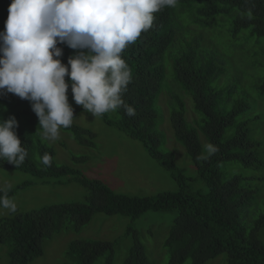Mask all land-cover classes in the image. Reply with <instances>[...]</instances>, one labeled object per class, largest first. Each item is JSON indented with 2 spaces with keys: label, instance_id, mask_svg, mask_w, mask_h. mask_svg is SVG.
<instances>
[{
  "label": "trees",
  "instance_id": "obj_1",
  "mask_svg": "<svg viewBox=\"0 0 264 264\" xmlns=\"http://www.w3.org/2000/svg\"><path fill=\"white\" fill-rule=\"evenodd\" d=\"M10 3L11 0H0V32L4 31ZM234 12L237 14L231 16ZM154 15L153 26L121 53L132 70L123 99L135 108L136 115L127 116L119 108L115 111L117 120L107 113L100 117L106 124L115 125L130 138L139 140L178 188L154 195H127L113 191L102 180L83 175L77 168L57 164L54 149L40 139L41 128L30 102L11 93L0 94L3 106L0 118L15 116L16 134L27 150L19 167L0 160V168L18 169L42 179L70 176L87 190L83 201L49 204L27 211L16 209L0 218V243L6 246L8 264L34 261L43 254L46 241L53 235L64 230L79 232L96 212L120 214L134 220L147 211L176 212L164 242L167 250L164 264H182L186 260L188 264H205L220 254H225L226 264H264V212L254 216L249 210L264 188V174L247 172L264 169V161L260 157V142L253 137L244 117L248 108L246 96L240 94L244 90L238 92L231 86L213 84L224 72L223 66L209 49L199 47L194 36L203 27L211 26L212 20L230 16L234 36L248 29L250 36L264 38V0H179L176 8L165 7ZM58 46L66 64L76 50L64 44ZM167 53L172 58L173 80L191 97L199 115L189 122L182 95L173 92L170 120L174 136L196 166L197 177L186 175L173 152L161 149L164 134L158 127L156 98L165 77ZM259 91L264 95V73ZM68 96L72 98L70 88ZM73 109L76 116L83 108L77 105ZM66 129L78 144L95 145L91 129L76 124ZM202 138L216 151L208 154ZM46 152L52 156V164L47 168L40 163ZM84 159L74 156L75 161ZM194 179L204 186L192 189ZM253 182L263 185L256 186ZM23 185L12 187L9 197ZM123 237H131V242L124 247L121 264H155L131 224L118 238L72 239L61 264H93L98 258L100 264H115V252L121 248Z\"/></svg>",
  "mask_w": 264,
  "mask_h": 264
},
{
  "label": "rangeland",
  "instance_id": "obj_2",
  "mask_svg": "<svg viewBox=\"0 0 264 264\" xmlns=\"http://www.w3.org/2000/svg\"><path fill=\"white\" fill-rule=\"evenodd\" d=\"M234 12L233 15H236ZM224 16V15H221ZM212 25L202 28V32L194 34L197 44L212 52L216 61L223 66V73L213 81L222 86L234 87L236 91L244 90L241 96L248 108L244 117L248 120L251 133L260 142V157L264 161V95L259 91V83L264 73V38L250 36L248 29H243L238 35L232 34V17L212 20ZM192 28L201 30L197 25ZM165 60V77L161 91L156 98L158 112V127L164 134L161 149L173 152L178 166L186 175L197 177L196 166L188 156L185 147L175 139L170 116L173 92L182 95L185 102V118L192 122L198 117L189 95L184 94L172 76V58L167 53ZM169 61V62H167ZM177 89V90H176ZM237 96V95H236ZM69 103L76 107L74 100L68 96ZM107 116L117 120L118 115L108 112ZM73 124L89 128L95 133V145L92 147L78 144L69 129H60V139L42 142L50 145L55 152L54 160L57 164H66L77 168L89 178L99 179L106 183L113 191L127 195L144 196L154 195L161 191L175 190L177 183L159 163L146 152L143 144L127 136L115 125H108L99 117L92 116L84 109L79 110L74 117ZM203 145L208 146L202 138ZM74 156L86 157L75 161ZM253 174H264V169L248 170ZM264 176V175H263ZM10 183L16 187L22 183L10 196L16 203V209L27 211L44 205L68 201H83L86 197V188L70 176L38 178L30 173L18 169L0 168V184ZM263 183V182H262ZM253 182L256 186L263 184ZM204 184L199 179L191 183L192 189L202 188ZM263 192L261 193V191ZM252 215L264 212V188L260 189L257 200L249 208ZM10 212L0 208V218ZM176 212L147 211L140 217L132 220L120 214L96 212L92 219L79 232L64 230L46 241L43 254L28 264H61L66 256L68 242L74 238L114 239L122 236L129 224L134 226L139 234L146 252L155 264H164L167 261V250L164 246ZM131 237H123L121 248L116 249L115 264H121L124 256V247L129 245ZM186 260L182 264H188ZM0 264H8L6 246L0 243ZM93 264H100L98 258ZM205 264H226L225 254H220L206 261Z\"/></svg>",
  "mask_w": 264,
  "mask_h": 264
},
{
  "label": "clouds",
  "instance_id": "obj_3",
  "mask_svg": "<svg viewBox=\"0 0 264 264\" xmlns=\"http://www.w3.org/2000/svg\"><path fill=\"white\" fill-rule=\"evenodd\" d=\"M179 0H11L0 32V94L11 93L30 102L42 129L41 139L57 141L60 129L73 124L76 105L102 116L123 108L132 70L121 53L153 26L155 13L176 8ZM64 44L76 50L63 63ZM68 77L66 81L65 77ZM3 106H0L2 109ZM14 115L0 118V160L19 167L27 156L15 129ZM207 146L208 154L215 152ZM207 159V156L202 157ZM46 168L52 156L44 153ZM12 185L0 184V208L16 211L8 195Z\"/></svg>",
  "mask_w": 264,
  "mask_h": 264
}]
</instances>
